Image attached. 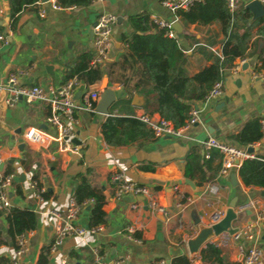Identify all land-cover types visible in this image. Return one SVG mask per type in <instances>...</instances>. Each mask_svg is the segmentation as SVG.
Listing matches in <instances>:
<instances>
[{"label":"crops","instance_id":"crops-1","mask_svg":"<svg viewBox=\"0 0 264 264\" xmlns=\"http://www.w3.org/2000/svg\"><path fill=\"white\" fill-rule=\"evenodd\" d=\"M162 1L92 0L85 6L59 10L44 4L45 13L40 16L38 1L23 4L18 12H14L13 0H0L3 8L0 33L7 39V43H0V80L15 73L23 85L62 84L79 54L88 52L93 58L92 27L101 11L114 13L117 17L108 60L101 66L104 71L101 80L87 86L80 81L83 86L76 90L77 99L84 88L102 90L105 78L110 89L122 86L116 80V74L110 75L107 71L121 59L127 48L123 36L134 32L130 19L140 14H147L152 21L157 18L171 23L174 38L188 56L185 66L188 74L213 62L204 52L223 57L225 35L221 24L186 23L177 12L164 7ZM249 1L238 0L237 8L245 7ZM247 52L243 63L247 66L243 68L240 64L236 71L232 67L224 70L222 94L201 108L198 123L185 129L182 136H154L127 145H108L102 135L106 117H136L146 113L144 98L135 91L128 94L124 89L125 94L112 103L107 115L96 111L98 101L94 112L77 111L78 123L74 125L72 142L80 149L78 155L60 152L56 144L43 146L25 141L22 134L26 127L55 133L46 123L49 107L21 99L15 105L7 106L2 95L0 175L12 177L8 191L11 207L28 209L37 217L36 228L25 235L26 252L18 258V263L59 264L65 260L68 264H95L97 254L106 262L120 264H149L161 258L172 262L180 256H185L190 264H242L243 252L252 245L264 253V223L257 218V211L264 206L263 187L245 186L238 175V167L230 169L227 175L219 170L210 181H202L199 171L193 172L192 177L184 175L186 155L192 149H197L206 159L201 141L209 136L238 148L252 146L254 157L264 159V136L246 146L232 138L254 118H261L264 131V80L253 77V74L264 73V61L257 56L264 52V38L256 35V28L252 30ZM46 67L50 68L47 70ZM151 115L159 117L157 113ZM218 163L219 160L214 159L211 165ZM203 169L207 172L205 167ZM118 173L126 181L153 189L155 198L167 208V213L152 211L147 199L141 195L124 193L115 198L113 176ZM78 175H83L104 197L106 221L101 231L68 236L62 245L51 251L56 233L55 219L49 212H63L69 207ZM204 177L208 179V172ZM32 182L43 188L44 194L38 195L31 187ZM174 186L178 187V192ZM211 186L216 187V192L209 190ZM229 207L236 214L232 221L235 234L214 236L198 253L190 255L186 241L196 232V220L209 225L215 214L221 218ZM88 209L80 211L76 224L88 227ZM5 211L0 210V264L9 263L15 257L16 248L8 234ZM126 227L135 229L134 238L128 237Z\"/></svg>","mask_w":264,"mask_h":264},{"label":"trees","instance_id":"trees-1","mask_svg":"<svg viewBox=\"0 0 264 264\" xmlns=\"http://www.w3.org/2000/svg\"><path fill=\"white\" fill-rule=\"evenodd\" d=\"M38 0H13L14 12H18L23 4ZM92 0H58L61 7L88 5ZM178 16L186 23L221 24L225 40L222 43L223 57L212 58L209 66L201 68L194 74L185 70L187 54L180 47L174 37L166 34V28L158 27L147 14H140L130 19L134 32L124 35L127 46L121 59L112 64L107 74H116V80L129 94L131 91L141 94L144 98V110L151 115L157 113L160 118L170 121L174 127H181L195 102L202 101L212 84L223 79L224 70L234 65L236 59L248 56V44L252 37V30L256 28V35L264 38V17L252 20V13L246 7H236L231 10L226 0H204L195 2L188 9L177 11ZM13 15V13H12ZM264 61L263 53L257 55ZM92 54H79L74 64L68 69L66 79L77 76L85 86L101 80V67L90 64ZM113 67H117L116 69ZM254 118L244 124L232 138L240 145H251L264 136L260 121ZM102 135L105 142L112 146L127 145L133 141L154 137L153 131L136 117L114 116L106 117L102 124ZM218 159L216 166L211 165ZM208 179H205L207 172ZM142 168L152 169L149 166ZM221 168V155L212 149L205 159L197 149H192L186 155L184 175L192 177L193 172L201 173L202 181H210ZM238 175L245 186L264 188V159L254 157L244 160L237 169ZM74 197L78 204L93 200L89 206L88 227L102 225L106 221L103 211L104 197L96 191L91 183L83 176H77ZM44 194V193H43ZM45 196V195H44ZM87 206H84V209ZM8 223V234L14 240L36 228V214L28 209L16 207L5 211ZM0 242L1 235H0ZM219 253L217 249H214ZM8 264V263H7ZM172 264H190L185 256L172 260Z\"/></svg>","mask_w":264,"mask_h":264},{"label":"built area","instance_id":"built-area-1","mask_svg":"<svg viewBox=\"0 0 264 264\" xmlns=\"http://www.w3.org/2000/svg\"><path fill=\"white\" fill-rule=\"evenodd\" d=\"M101 1V0H93ZM204 0H163L162 5L173 12H177L180 9H188L195 2H202ZM264 3V0H260ZM228 7L233 10L237 7L238 0H226ZM40 16H43L45 9L44 4L49 5L52 9L59 10L63 7L60 6L58 0H38ZM71 8V7H67ZM3 13V8L0 5V14ZM117 17L114 13L101 11L92 27L93 38V58L91 65L93 67H101L108 60V49L110 46L111 34L113 26L115 25ZM154 23L161 28H166V34L169 37H174V29L171 23H167L161 19L154 18ZM0 43H7L6 35L0 33ZM264 57V52H263ZM245 59H238L232 66L233 70H237L240 64H243ZM253 77L264 80V73L253 74ZM82 83L77 76H73L65 80L60 85H23L20 84V80L17 74L10 73L4 80H0V98L3 95V103L7 106L15 105L20 99L26 103L41 102L49 107L50 113L46 117V123L52 127L55 133H51L45 129L39 127H26L23 131V139L29 143L40 144L48 146L51 143L56 144L58 151L69 152L74 154H80L79 147L72 142L75 137L74 125L78 123L76 117L77 111L85 110L88 112H94L97 101L100 98L101 89H83L81 90L78 99L75 97L76 90L82 87ZM223 83L222 80L216 81L212 84L208 93L202 101L195 102L189 111L188 118L181 127H174L170 121L164 120L160 117L154 118L147 113H141L136 115V118L144 122L154 133V136H182L185 129L195 125L199 121V115L201 108L205 107L209 102L217 99L222 94ZM204 150L205 157L209 156V152L212 149L218 151L221 155V168L220 172L223 175H227L229 170L237 168L239 165L247 159L254 158L252 152H248L247 148H238L232 145L225 144L218 141L216 138L209 136L207 139L201 141ZM1 160V150H0ZM113 179L116 182L114 196L119 198L124 193H131L134 195H141L147 199L148 207L154 211L162 214L167 213V208L160 205L155 198L154 190L150 187L142 184H138L132 181H126L123 179L121 173L115 174ZM12 185V177L10 175H0V210L5 211L11 207V200L8 194L9 188ZM31 187L34 188L38 195H42L43 188H39L36 182L31 183ZM174 190L178 192V187L174 186ZM210 191L216 192V187L211 186ZM181 198L190 201L189 197L180 195ZM93 200H88L82 204L76 202L75 197H72L69 202V207L63 211H50V215L55 219V233L56 239L50 245V250L54 251L57 246L64 243V240L71 235L83 236L87 232L97 233L102 230L103 226L98 225L95 227H83L76 224L75 220L84 206H90ZM219 214H215L213 222H216L220 218ZM257 218L264 223V206L257 211ZM126 232L129 238H134L133 234L135 229L132 227H126ZM26 235V234H25ZM25 235L18 236L16 238L15 257L9 261L8 264H19L18 258H20L26 252ZM250 238V236H249ZM95 264H120V262H106L99 255L96 254ZM59 264H68L67 261L62 260ZM149 264H172L170 260L165 258L158 259L157 261ZM242 264H264L263 251L252 245L242 254Z\"/></svg>","mask_w":264,"mask_h":264},{"label":"water","instance_id":"water-1","mask_svg":"<svg viewBox=\"0 0 264 264\" xmlns=\"http://www.w3.org/2000/svg\"><path fill=\"white\" fill-rule=\"evenodd\" d=\"M44 1V0H42ZM252 13V20H255L260 17H264V3L260 0H251L246 6ZM247 64H243V68H245ZM50 67H46L48 70ZM125 94L124 87H120L119 89L113 90L107 87V79H103L102 82V91L100 93V98L98 100L96 111L100 114L107 115L109 113V107L114 103L117 99ZM74 140V139H73ZM248 152H253V147H247ZM186 182L190 181L186 179ZM89 208V206H87ZM236 214L232 207H229L225 214L216 222H212L209 225H203L200 223V220L197 219L196 224V232L186 241L187 250L190 255H194L199 252L201 247L207 243L212 237L220 235L222 233L235 234V229L232 227V221L235 220Z\"/></svg>","mask_w":264,"mask_h":264}]
</instances>
